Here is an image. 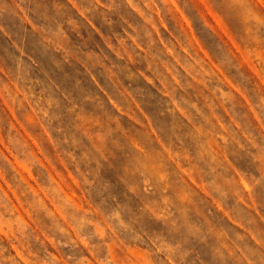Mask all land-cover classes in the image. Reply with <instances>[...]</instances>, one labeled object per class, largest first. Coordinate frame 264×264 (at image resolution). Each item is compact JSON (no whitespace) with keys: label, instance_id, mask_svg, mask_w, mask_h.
<instances>
[{"label":"rangeland","instance_id":"rangeland-1","mask_svg":"<svg viewBox=\"0 0 264 264\" xmlns=\"http://www.w3.org/2000/svg\"><path fill=\"white\" fill-rule=\"evenodd\" d=\"M0 264H264V0H0Z\"/></svg>","mask_w":264,"mask_h":264}]
</instances>
